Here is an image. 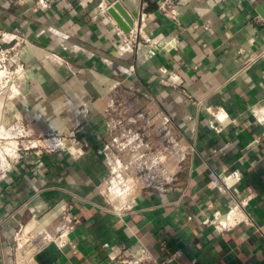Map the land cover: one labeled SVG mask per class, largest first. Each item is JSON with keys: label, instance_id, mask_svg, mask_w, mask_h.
I'll return each mask as SVG.
<instances>
[{"label": "crops", "instance_id": "obj_1", "mask_svg": "<svg viewBox=\"0 0 264 264\" xmlns=\"http://www.w3.org/2000/svg\"><path fill=\"white\" fill-rule=\"evenodd\" d=\"M113 1L0 0L2 47L29 85L0 87V127L24 118L31 142L66 139L51 152L25 149L29 138L17 140L19 155L12 145L0 264L15 263L20 230L31 264H110L138 250L170 264H264V0H167L173 17L164 0H142L131 33L102 11ZM118 119L172 178L139 189L123 215L104 199ZM233 172L240 181L227 188ZM68 203L80 218L72 244L37 250ZM237 204L259 229L206 222Z\"/></svg>", "mask_w": 264, "mask_h": 264}, {"label": "built area", "instance_id": "obj_2", "mask_svg": "<svg viewBox=\"0 0 264 264\" xmlns=\"http://www.w3.org/2000/svg\"><path fill=\"white\" fill-rule=\"evenodd\" d=\"M38 1L42 4H47V0ZM108 6H105L102 11L107 12ZM159 8L172 17L175 15V12L171 8V4L168 3L167 0L160 1ZM5 34L7 33L0 31V72H2L0 87L13 81L15 73L19 70V66L14 67L12 49L2 47L3 42L8 40ZM130 41L136 43V38L130 37ZM125 124V120L118 119L117 128L120 129V132L112 138L113 145H108L106 147L109 154L108 166L110 175L104 192V199L108 208L113 209L119 215H123L127 211L132 210L133 199L139 189L150 188L161 190L164 189L166 184L172 181V178L168 177L164 173V169L161 168L162 158L148 149L145 151L141 150L145 144L143 137L139 132H135L131 127ZM13 127L22 130L17 140L20 137L30 139L36 132L32 124L24 118H21ZM216 129L218 130V128ZM65 140V138L60 136L39 134L35 141L31 142L30 139L25 149L39 146L46 152H51L55 150L56 147L63 146ZM17 145L18 144L15 145V151L19 155V148L16 147ZM1 171L2 170H0V177L2 174ZM240 178L239 172L230 174L225 181L227 188L238 183ZM206 222L215 224L218 230L222 232L241 223L254 225L259 229V226L249 216L245 207L241 204L235 205L225 215L220 214V212H215L214 219L211 221L207 220ZM79 223L80 218L74 211L73 203H68L54 225L53 232L45 229L40 232L39 237L41 244L37 250L50 245L64 248L72 244L71 235L78 227ZM20 233L14 264H31L36 254H33L34 251L29 253L24 249L23 245L26 240H24V233L21 230ZM161 249H167L165 243H162ZM110 264H170V259L159 260L152 256L147 250H138L130 252V254H120Z\"/></svg>", "mask_w": 264, "mask_h": 264}, {"label": "water", "instance_id": "obj_3", "mask_svg": "<svg viewBox=\"0 0 264 264\" xmlns=\"http://www.w3.org/2000/svg\"><path fill=\"white\" fill-rule=\"evenodd\" d=\"M142 0H115L107 7V12L115 20L116 24L125 33L133 31L136 21L141 15ZM264 18V6L259 9ZM22 94L29 91L27 76L19 74L13 81Z\"/></svg>", "mask_w": 264, "mask_h": 264}, {"label": "rangeland", "instance_id": "obj_4", "mask_svg": "<svg viewBox=\"0 0 264 264\" xmlns=\"http://www.w3.org/2000/svg\"><path fill=\"white\" fill-rule=\"evenodd\" d=\"M0 105H1V103H0ZM3 125H5V124H3ZM12 125H14V124H11V125H9L10 127L12 126ZM4 127H6V126H4ZM1 128V131H0V133H4V131H2L3 130V127H0ZM20 136V135H19ZM17 138H15V136H14V134H13V130H8V132H6V133H4V134H0V151L1 150H4V152H6V150H7V153H6V157H7V155L8 156H10L9 154L10 153H12V151H10L11 149H12V144L15 142V141H17L16 140ZM21 139V138H20ZM22 139H24V138H22ZM10 140H12V142H8V141H10ZM15 140V141H14ZM7 142L9 143V145L7 144ZM11 148V149H10ZM3 152V153H4ZM10 152V153H9ZM13 155V154H12ZM9 158V157H8ZM1 165V164H0Z\"/></svg>", "mask_w": 264, "mask_h": 264}, {"label": "bare ground", "instance_id": "obj_5", "mask_svg": "<svg viewBox=\"0 0 264 264\" xmlns=\"http://www.w3.org/2000/svg\"><path fill=\"white\" fill-rule=\"evenodd\" d=\"M2 76V72H0V77ZM15 89V88H14ZM17 90V89H16ZM10 91V90H9ZM14 94V93H13ZM2 98H3V96H2ZM4 101V100H3ZM6 104V103H5ZM3 110V109H2ZM13 130V134H14V136H15V138H18L19 137V134H21L22 133V130H18L16 127L14 128L13 126H11V127H9V128H6V127H3V130L2 131H4V133H6V132H8V130ZM0 131H1V128H0ZM4 133H0V134H4ZM17 140V139H16ZM17 141H15L13 144L14 145H16L17 143H16ZM12 144V145H13ZM13 147V146H12ZM11 149V148H10ZM10 151H12V153H10L9 155L11 156L12 154H14V152H13V150L11 149ZM4 150H1L0 151V170H3L5 167H6V165L8 164V161H9V158H8V155H7V157H6V153H7V150H6V152H4Z\"/></svg>", "mask_w": 264, "mask_h": 264}]
</instances>
